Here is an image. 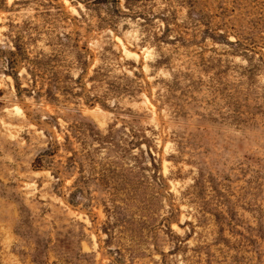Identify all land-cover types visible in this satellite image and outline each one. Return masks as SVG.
<instances>
[{
  "label": "rangeland",
  "instance_id": "obj_1",
  "mask_svg": "<svg viewBox=\"0 0 264 264\" xmlns=\"http://www.w3.org/2000/svg\"><path fill=\"white\" fill-rule=\"evenodd\" d=\"M0 264H264V0H0Z\"/></svg>",
  "mask_w": 264,
  "mask_h": 264
},
{
  "label": "trees",
  "instance_id": "obj_2",
  "mask_svg": "<svg viewBox=\"0 0 264 264\" xmlns=\"http://www.w3.org/2000/svg\"><path fill=\"white\" fill-rule=\"evenodd\" d=\"M29 61V63H31V67L32 68H29L28 69V73L30 74V76L32 77L31 78V86L33 87L32 90L35 91L36 89V77H42V70H41V61L36 57V58H28L27 59ZM13 64V63H11ZM24 89H27V88H24ZM49 91V89H47ZM53 97V96H52Z\"/></svg>",
  "mask_w": 264,
  "mask_h": 264
}]
</instances>
